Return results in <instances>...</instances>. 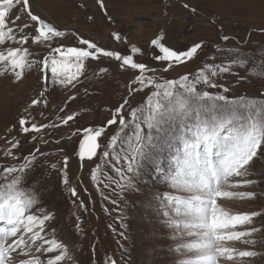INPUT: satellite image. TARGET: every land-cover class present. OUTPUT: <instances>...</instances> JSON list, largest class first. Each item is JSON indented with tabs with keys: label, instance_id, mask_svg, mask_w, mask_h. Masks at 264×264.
<instances>
[{
	"label": "rangeland",
	"instance_id": "rangeland-1",
	"mask_svg": "<svg viewBox=\"0 0 264 264\" xmlns=\"http://www.w3.org/2000/svg\"><path fill=\"white\" fill-rule=\"evenodd\" d=\"M29 3L34 14H39L46 22L68 34L50 41L51 47L79 46L77 37L85 38L105 50L133 55L137 62L162 70L160 62L153 59L158 50L151 44L162 31V42L166 46L182 50L203 40L205 46L198 51L196 58L161 73L166 79H178L184 74H189L191 78L205 63L227 65L232 59L250 57L252 59L247 61V67H233L235 75L225 73L214 79L230 88L226 93L230 99L238 96L264 99L261 95L264 93V79L256 78L249 72L253 62L259 64L264 61V32L260 31L264 29V0H104V9L99 7L97 0H29ZM184 4L189 7L185 8ZM192 9L196 10L195 13ZM89 16L93 19L89 20ZM140 20L148 24H141ZM213 20L215 23L211 22ZM25 22L34 23L26 14H21V20L16 24L23 25ZM113 33L119 34L121 40H116ZM23 34L31 37L34 29L30 27L24 33H16L18 37ZM221 35L233 39L225 42L219 39ZM133 45L141 52L132 53ZM18 46L29 49L30 60L42 62L47 58L50 61L52 56H58L51 48L33 43L31 38L23 45L8 41L0 45V51L6 52L9 47ZM119 63L112 58L89 59L85 62L84 75L75 88H65L50 79L42 80L44 75L50 77V72L45 70L41 73V64L26 68L20 81H15L11 73L0 75V168L4 165L18 166L23 157L30 153L36 155L38 167L31 172L28 182L34 188L38 187L41 206L55 217L47 222L55 228L54 237L50 229L42 235L59 239L68 246L73 257L68 264H109L112 260L115 264H182L183 260L194 258L195 254L182 250L181 245L195 242L197 238L178 235L179 231L186 230H178L169 224V217L163 214L166 209L156 198L181 193L171 187L170 181L155 180L151 176L153 169L150 164L141 170L134 191L122 193L109 180V177H119L112 166L114 161L109 159L105 162L102 151L119 130V124L107 126V121L124 99H128L129 103L123 114L126 119L129 118L131 108L141 105L153 90L146 88L130 93L128 85L136 72L122 70ZM101 68L108 71L100 73ZM0 71H3L2 66ZM242 76L247 78L237 83ZM204 90L213 93L221 91ZM41 91L45 92L42 99L47 101V106L37 104L30 108L33 99H40ZM72 95L76 96L75 100L68 99ZM25 109L38 126L60 124L59 117L78 115L67 126L41 128L39 133L24 134L18 121L21 116L27 115ZM86 127H105L106 131L98 139L101 148L97 150V156L82 161L78 152L83 132L79 135L72 133ZM32 135H36L37 139L32 140ZM41 137L49 143H42ZM15 140L19 141V147L11 151L19 159L3 155L4 150L9 148V142ZM57 140L60 143H56ZM36 148L47 155H37ZM65 156L68 157L66 169L63 167ZM167 156L165 152L162 166H167ZM53 163L57 165L55 170L50 167ZM93 170L97 174L95 181L90 178ZM65 173L68 185L63 183ZM242 179L256 183L237 187L226 184L222 190L254 192L257 195L220 198L218 203L231 215L260 213L253 217L251 224L235 228L236 231L248 232L255 227L258 231L224 243L237 252L252 250L258 255L250 258L235 256L232 261L222 258L220 264H264V157L254 159L248 166L246 177L233 178ZM69 186L77 189L76 197L67 191ZM81 202L85 207H79ZM76 223L80 224V230L76 228ZM121 232L125 233L126 239L120 235ZM33 254L40 256L42 264H46L53 255L46 252L43 255Z\"/></svg>",
	"mask_w": 264,
	"mask_h": 264
},
{
	"label": "snow or ice",
	"instance_id": "snow-or-ice-1",
	"mask_svg": "<svg viewBox=\"0 0 264 264\" xmlns=\"http://www.w3.org/2000/svg\"><path fill=\"white\" fill-rule=\"evenodd\" d=\"M97 3L101 9L105 8L104 0H97ZM183 6L189 7L187 4ZM195 11L192 9L193 13ZM21 14H26L34 23L17 25ZM105 15L107 16L106 12ZM88 19L93 18L89 16ZM211 22L215 23L214 20ZM30 27L34 29L31 37L29 34L19 37L16 35L24 33ZM260 31L264 32V29ZM66 35V32L58 30L39 14H34L29 0H0V45L8 41L23 45L31 38L33 43H40L58 54L52 56L50 61L46 58L41 62L29 59L31 53L28 48L9 47L6 52L0 51V66L3 68L0 75L11 73L15 81H20L26 68L31 69L34 65L41 64V73L45 70L50 72V77L44 75L42 80L50 79L65 88H75L80 77L84 75L85 62L89 59L112 58L120 62L119 67L122 70H135L136 74L129 82L128 91L139 92L146 88L153 90L141 105L131 108L129 118L126 119L123 114L129 103L128 99H124L107 121V126L119 124V130L111 136L102 151L105 162L109 159L114 161L112 166L119 177H109V180L122 193L134 191L141 170L146 164H150L153 169L151 176L155 180L170 181L171 187L181 193L156 198L160 199L161 205L166 209L163 214L169 217V224L178 230H186L179 231L178 235L182 238H197L195 242L181 245L182 250L187 249L189 253L195 254L194 258L185 259L182 264H220L222 258L232 261L235 256L256 257V251L237 252L234 248L225 246L224 242L239 240L257 232L255 227L248 232L236 231L235 228L237 225L251 224L253 217L260 213L231 215L218 201L220 198L236 195H257L254 192L237 193L222 189L226 184L237 187L256 183L250 179L233 178L246 177L248 166L254 159L264 157V99L247 96L230 99L226 95L230 88L214 79L225 73L235 75L233 67H247V61L252 58L232 59L227 65L205 63L191 78L189 74H184L178 79H166L160 68H151L137 62L130 54L121 55L117 51L105 50L89 39L77 37L79 46L51 47L50 41ZM113 35L116 40H121L119 34ZM163 39L162 31L151 44L158 50L153 59L160 62L164 73L192 61L205 46V42L201 40L182 50L166 46ZM219 39L228 42L233 37L221 35ZM131 52L140 53L141 49L133 45ZM99 71L104 73L108 69L101 68ZM249 72L256 78L264 79V61L259 64L253 62ZM246 78L239 77L237 83ZM204 89L221 91L213 93ZM85 91L87 93V89ZM44 95L45 92L41 91L40 99H33L29 107L37 104L46 107L47 101L42 99ZM68 99L75 100L76 96H69ZM60 111L63 112L64 109L61 108ZM25 112L27 115L21 116L18 121L20 131L24 134L39 133L41 128L67 126L78 115L74 113L59 117L60 124L38 126L33 122L28 109ZM81 131L83 138L79 142V158L82 161L91 160L101 148L98 139L105 134L106 128L76 129L72 135H79ZM31 139L36 140L37 136L32 135ZM40 139L44 144L49 143L42 137ZM56 143L60 141L57 140ZM18 147V140L10 141L9 148L4 150L3 155L19 159L11 151ZM165 152L168 153L166 167L162 166ZM35 153L47 155L39 148L35 149ZM29 156L23 157V162L18 166L4 165L0 168V264H42L40 256L34 255V252L41 255L45 252L53 254L46 264H68L73 259L68 246L59 239L42 235L46 229H50L54 237L55 228L47 222L53 221L55 217L41 206L38 187L34 188L28 182L31 172L38 167L36 155L30 153ZM67 162L68 157L65 156V169ZM50 167L55 170L57 165L53 163ZM90 178L93 181L97 179L95 170L91 172ZM63 183L69 184L66 173ZM67 191L72 197L78 195L75 187L69 186ZM79 207H85L84 203L81 202ZM176 217L181 219L177 220ZM75 226L78 230L81 229L79 223ZM120 235L127 238L124 232ZM109 264H115V261L112 260Z\"/></svg>",
	"mask_w": 264,
	"mask_h": 264
},
{
	"label": "built area",
	"instance_id": "built-area-1",
	"mask_svg": "<svg viewBox=\"0 0 264 264\" xmlns=\"http://www.w3.org/2000/svg\"><path fill=\"white\" fill-rule=\"evenodd\" d=\"M139 22H140L141 24H145V25L148 24L147 21L145 22V21L140 20Z\"/></svg>",
	"mask_w": 264,
	"mask_h": 264
},
{
	"label": "water",
	"instance_id": "water-1",
	"mask_svg": "<svg viewBox=\"0 0 264 264\" xmlns=\"http://www.w3.org/2000/svg\"><path fill=\"white\" fill-rule=\"evenodd\" d=\"M161 73H164V72H162V70H161Z\"/></svg>",
	"mask_w": 264,
	"mask_h": 264
}]
</instances>
